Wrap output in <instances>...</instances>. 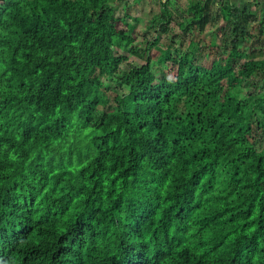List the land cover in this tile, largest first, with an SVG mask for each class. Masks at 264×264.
<instances>
[{
  "label": "trees",
  "instance_id": "16d2710c",
  "mask_svg": "<svg viewBox=\"0 0 264 264\" xmlns=\"http://www.w3.org/2000/svg\"><path fill=\"white\" fill-rule=\"evenodd\" d=\"M158 1L142 42L113 0H0V264H264V122L235 121L264 93L227 81L264 11L189 0L176 43ZM218 21L219 46L187 38Z\"/></svg>",
  "mask_w": 264,
  "mask_h": 264
},
{
  "label": "rangeland",
  "instance_id": "374dc122",
  "mask_svg": "<svg viewBox=\"0 0 264 264\" xmlns=\"http://www.w3.org/2000/svg\"><path fill=\"white\" fill-rule=\"evenodd\" d=\"M114 1L115 5H118V3ZM140 1V2H139ZM125 0L124 3H122L119 7V9L116 12V15L121 16L123 11L122 10H126V12L131 16V17H138L139 21H143L140 22L139 24H137L132 36L138 40V41H151L153 40L154 36L158 35V32H154L152 31L151 34H146L144 35V33L146 32V22H148L150 19H152L154 17V15L160 14L161 10L164 11L163 8H161V4L159 3L158 0ZM259 3L263 2L261 5V7H254L252 9V12L255 13H259L256 10H259V8H261L264 11V0H258ZM189 3V0H170V5L168 7V10L171 13L170 16V20L169 22H167L164 27L169 29V34H163L160 35V40L161 41H169V40H173L175 38H178L177 36H180L183 32L184 29H180L179 26L177 25L178 22L180 21H185V24H188L186 21L190 20V16L187 12V5ZM256 3V2H255ZM124 8V9H120V8ZM160 23V20L157 22H154L155 25H158ZM217 25L215 26H210L208 25L206 28V33L203 35H198L196 34L197 32V27L196 28H192L188 31H186L185 33L187 34V38H203L205 42H209L213 41L217 46H219L220 41H221V26L223 25V23L221 21H218L216 23ZM161 33V31H159ZM189 32L191 34H193V36H190ZM210 32V35L209 33ZM159 33V34H160ZM264 38V35L258 39L259 42H261ZM196 39V40H197ZM176 43H180L179 40L175 39ZM137 44V43H135ZM185 44V42H184ZM182 43V45H184ZM240 49V48H239ZM115 51L113 50V53L116 55H119L122 57V61L124 64L126 63H133L135 65H141L142 63H144L142 60L136 58L135 56H133L132 54H130L127 50L124 51H120L119 49H115ZM244 50V49H242ZM177 53V52H176ZM264 59V48H259V49H255L252 48L251 50H248L246 52V55L242 58H233L230 60V63L228 65V80L233 79V77H236V82L240 83V86H243V89H246V94L249 93V91L251 92L252 95L255 94H262L264 93V78L261 77H254V78H247L244 77V75H239L237 73L238 71V67L242 66V64L246 61L249 60H255V59ZM168 65L166 66V68H164L165 70V76L167 79L170 80H176L177 77L179 76V70L181 68L178 67V65H173L171 63H167ZM157 66H159L157 63H153V67L152 69L156 68ZM124 68V67H123ZM251 69V68H250ZM158 69H156L157 74L158 73ZM111 83H112V92H117V93H122L125 92L126 89L123 86H120V83L117 80H112L110 79ZM226 81V82H227ZM256 97V96H255ZM254 100V97L252 98V101ZM251 102V101H250ZM256 110L257 109H261L258 110L255 114V112H251L249 111V109H247L246 114L244 117H241L239 119H236L235 121L237 122H242L244 119H249L251 123H253V126H255L254 124H258V121L264 122V102H262V105L257 107H254ZM249 117V118H248ZM264 127V125H262ZM264 129L261 130L260 133V138L259 140H264ZM224 156H229V155H224ZM224 156L222 157V159L220 160L222 163H225L227 161V158H224Z\"/></svg>",
  "mask_w": 264,
  "mask_h": 264
},
{
  "label": "crops",
  "instance_id": "0c3cea01",
  "mask_svg": "<svg viewBox=\"0 0 264 264\" xmlns=\"http://www.w3.org/2000/svg\"><path fill=\"white\" fill-rule=\"evenodd\" d=\"M228 1H230L231 3H233V4L237 5V6H240V5L243 4V3L252 2V3H253V4H252L253 8H254V7H257V6H258V7H261L260 4L263 3V2L259 3L258 0H228ZM255 1H256V3H255ZM253 8H252V9H253Z\"/></svg>",
  "mask_w": 264,
  "mask_h": 264
}]
</instances>
